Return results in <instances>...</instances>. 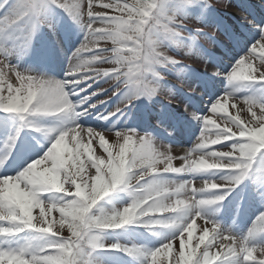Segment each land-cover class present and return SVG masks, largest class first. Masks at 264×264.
<instances>
[{"label": "snow or ice", "instance_id": "snow-or-ice-1", "mask_svg": "<svg viewBox=\"0 0 264 264\" xmlns=\"http://www.w3.org/2000/svg\"><path fill=\"white\" fill-rule=\"evenodd\" d=\"M195 5L212 6V3L177 0L175 8L178 11ZM94 7L93 0H87L86 11L85 0H0V11L8 9L0 16V112L14 114L23 126L36 131L41 129L34 128L35 118L56 117L60 121L58 127L42 129L50 140L45 153L18 165L15 175L8 174L6 165L11 164L17 137L5 141V152L0 158V169H4L0 174V264H97L93 253L98 251L123 252L139 264H165L159 259L162 253L171 257L168 264H264V245L252 243L258 235L264 236V212L248 233L239 237L223 231L202 211L206 206L222 203L250 176L258 159L264 162V102L236 94L251 84L264 85V24L247 21L253 24L260 38L226 77L229 84L239 87L218 97L210 106L209 111L223 126L207 114L193 113V119L202 124L198 143L179 157L183 164L175 167L172 148L158 150L151 137L134 130L102 132L79 124V118L88 111L83 103L98 95L97 92L77 104L71 97L85 91L79 87L81 84L91 87L89 81L112 84L113 94L130 90L133 95L127 103L140 96L151 98L159 94L154 81L162 77L157 69L180 63L166 54L163 42L182 36V21L176 11L169 13L168 0H132L131 3L109 0L99 5L116 15L95 12ZM52 8L65 11L84 32L83 42L69 58L63 81L19 70L12 63L15 48L7 46V41L13 39L10 33L18 31L23 24H31L22 39L16 37L17 46L26 48L35 28L46 22V14ZM108 41L111 49L99 47L101 42ZM11 76H15L16 85L9 79ZM236 99L248 106L252 117L249 122L241 121L238 114L227 113V104L222 101ZM77 108L81 111H76ZM82 133L87 134V143ZM105 133H114L116 143L110 147L117 151L106 146ZM133 137L137 139L134 141ZM97 138L106 158H93L91 154L92 142ZM214 145L228 150H217L211 147ZM259 171L264 173V166ZM209 173L221 175L209 179ZM176 177L188 178L176 180ZM198 177L204 185L199 190L193 186ZM120 189L132 198L130 205L110 214L97 207L98 202ZM37 208L39 216H34ZM53 212H59L58 221L49 219ZM164 212L170 215H156ZM161 218L168 222H162ZM197 219L211 228L205 227L193 246ZM134 221L149 230L163 227L169 232L159 247L147 252L138 246L102 240V232L122 229ZM65 227L69 233L66 237ZM21 234H30L32 240L16 243ZM177 239L179 252L172 256L173 242ZM224 241L230 243L225 245ZM217 244L220 252L213 253ZM201 245H204L202 251ZM257 252L261 259L254 258Z\"/></svg>", "mask_w": 264, "mask_h": 264}, {"label": "rangeland", "instance_id": "rangeland-1", "mask_svg": "<svg viewBox=\"0 0 264 264\" xmlns=\"http://www.w3.org/2000/svg\"><path fill=\"white\" fill-rule=\"evenodd\" d=\"M108 2L109 0H93L94 5H96L93 10L98 13L116 15L117 13L99 7L100 4ZM122 2L131 3L132 0H122ZM176 2L177 0H168V11L169 13L176 11L177 17L182 21L183 27L180 29V31L182 32V36L174 40H165L163 42V46L166 54L172 56L180 63L175 65H168L165 67H159L157 69V71L159 72V76L162 77V79L158 78L154 81V84L158 88L159 94L154 95L152 98H150V100L162 105V109L164 108L165 111H167L168 109L171 111L172 108L170 107H173L175 111L172 110V113H182L187 105H190L191 103V100H189L190 103L186 101L187 99L185 98L184 92L186 90H189L188 93L194 99L195 93L199 90V87L207 83V80H200L199 75H197L196 73H202L204 75L206 72V67L210 65V63H212V59H210V55L208 53L215 52V47H213V43L210 42V40H212L211 37H215L217 38V40L224 39L221 30L222 23H219L218 18H216L214 14H226L231 5L235 4L236 0H210V2L212 3V6L210 7L195 5L189 8L180 9L178 11L175 8ZM240 2L242 5L247 4L246 1L240 0ZM247 7H249L248 4ZM208 9L209 11H211L207 12ZM86 10L87 5H85V11ZM235 10L241 12V9L239 7H236ZM85 19L87 18L85 17ZM45 20L46 22L42 26L46 29V31H50L49 29H51V27L55 28L53 29L52 33L47 32V37L49 36L52 38L53 34H57V32L61 31V29H63L64 31L65 29L67 31H72V29H74V31H77V33L79 34L75 36L76 40H71L70 44H68L67 41L65 42V38L63 39V46L60 47L63 51L65 50V48L68 49L69 46H72L76 50L83 42L84 38L81 40V37H84V32L65 11L59 8H52L46 14ZM31 27V24H23L18 31L10 33L13 39L7 41V46L15 48V54L12 59V63L16 64L19 70L28 72L37 77H41L46 75V73L41 72L39 68L40 64H42L43 61L40 53L37 52L41 50V45H44L43 39L40 36H35L33 34L32 39L26 48L17 46L19 42L16 37L19 36L20 39H22L23 35L26 34ZM197 28L203 29V31L197 32ZM254 31H252V33H255ZM208 32L210 33V36L207 35ZM72 37H70V39ZM99 47L111 49L112 44L110 41L101 42ZM189 49L191 51H189ZM73 52L74 50H72L69 55L67 53L65 55L64 53V55H62L63 57H61L57 61L58 66H67L68 68L69 58L71 57ZM43 53L44 52H41L42 55ZM85 55L87 56L89 54L86 53ZM63 58L65 59L62 60ZM63 63L65 65H63ZM101 67L110 68L112 66L102 65ZM192 67L195 68L194 71H190V68ZM9 79L14 85H16L15 76H11ZM175 80L178 83H183V85H181L182 87L178 88L176 86ZM112 83L114 84L115 81H113ZM88 84H91V87H88L87 84H81L79 87L81 89H85V91L80 92L79 96L71 97V101L74 104H77L80 103L84 97L90 96L91 93H98V95L92 96L91 99L87 100L86 103H83V108L88 109V111L82 117L85 118L87 123L91 122L90 124H86L83 126L93 128L102 132H125L134 130L140 135L150 137L148 136L149 134L146 128H152V126L148 122H142L141 119L143 118L140 115H134L126 110L128 105L124 106L125 103H127L128 98L133 95V92L128 89H123L122 91L113 94L114 87H112V84L105 83L104 81H100L97 83H92L91 81H89ZM101 88H104L106 91L101 92ZM181 90L183 92H181ZM159 96L161 97L158 98ZM163 96L166 100V103H164L162 100L164 99ZM100 101L104 102L100 103ZM138 101L139 100H136L134 103H132V107ZM184 101H186V104H183ZM92 104H95L96 107H90V105ZM117 108H119L120 111H117ZM76 111H81V109L78 108L76 109ZM126 111H128L127 114ZM112 113L115 114L110 115ZM256 113L257 115H259L258 111H256ZM2 114L3 116L1 117V122L4 123L6 127H12L15 134L18 133V135H22L21 144L23 143L26 146L32 144L37 151L42 150L43 152L41 151L37 155V157H41L50 146L49 137L45 134L44 131H42V129H46V124L43 123L40 119L35 118L34 128L41 129L40 131H36L33 130V128L23 126V123L14 114ZM104 117H108V119H104ZM169 118V116H161L158 120H156L160 124V127L157 130L161 133V136L164 135L165 137H169L173 134L174 130L180 129L183 125L186 126L185 116L183 115L182 118L177 120L175 123L170 124L171 129L167 130V125L171 122V118ZM251 119L252 117L250 119H247L246 121L249 122ZM161 136L159 135L155 138L151 137L152 142L156 145L158 150L167 151V146L170 144L165 143L164 139H162ZM136 139L137 137H133L134 141ZM105 140L106 146L109 147L112 144L116 143V137L114 133H105ZM83 141L85 143L87 142L85 139ZM120 142L122 143V141ZM133 146L135 147L136 145L134 144ZM110 150L115 152L118 149H111L110 147ZM91 154L93 158H106V153H104L103 149H101V147L99 146L98 138L93 140L92 142ZM28 156L29 155H24L20 158L16 157L14 160H23L24 162H26L28 160ZM27 162L30 161L28 160ZM262 166H264V162L258 159L254 169L251 171L250 176L245 179V182L243 181L241 183V188L236 195L230 196V192V194L227 195L226 199L222 203L213 206H206L202 210L204 214L206 213L210 219L218 223L223 231L231 232L235 236L243 237L248 233L249 229L252 228L253 223L254 221H256L257 217L262 212H264V173L259 171ZM157 167L162 169L163 165H158ZM41 168H43V165L41 166ZM90 171L94 172V169H90ZM195 183H197L200 188L204 186L203 182L200 181V179H197ZM131 199L132 198L128 195L127 191L117 190L113 193H110L102 201L98 202L97 207L110 214L113 210H122L123 207L130 205ZM33 215L39 216L38 208L34 209ZM156 215L167 216L170 215V213H156ZM59 218V212H53L49 217L50 220L55 219L57 221L59 220ZM161 220L164 223L168 222L165 218H161ZM199 220L201 219H197L196 222ZM227 220H230V224L224 222ZM195 229L196 226L194 227L192 233L193 246L197 243L196 238L199 236L197 235ZM168 232L169 229L163 227H156L149 230L141 226L139 221H134L133 223L125 226L122 229L104 231L101 233V237L105 243H114L118 241L119 243L124 245L138 246L143 251L147 252L159 247ZM63 235L65 237L69 235L66 227L64 229ZM187 239L188 235L187 233H185L184 240L186 243ZM30 240H32L30 234H21V236L17 238L16 243L22 244ZM224 242L223 243L225 245L230 243V241ZM252 243L254 245H264V236L258 235L252 241ZM179 245V239L173 242L172 256H175L179 252ZM203 247L204 245H201L200 251H202ZM218 250L220 251L219 244H217L212 249V252L216 253ZM93 256L97 264H139V261L137 259L118 251H98L93 253ZM254 258L261 259L262 257L260 256L259 252H257L254 254ZM159 259L165 261V264H168L171 257L165 253H162Z\"/></svg>", "mask_w": 264, "mask_h": 264}, {"label": "bare ground", "instance_id": "bare-ground-1", "mask_svg": "<svg viewBox=\"0 0 264 264\" xmlns=\"http://www.w3.org/2000/svg\"><path fill=\"white\" fill-rule=\"evenodd\" d=\"M95 1V0H94ZM258 0H246L249 7H247V4H241L237 3L235 4L236 7H239L241 9V12L234 10V7L231 6V9H228L226 14H223V18L225 19V22L222 23V33L227 39H232L230 42V48L222 47L221 51L223 52V56H218L217 58H214L212 60V63L206 67V72L204 74L205 79L207 80V83L204 85H201L199 87V90L195 93V98L193 102L186 107L182 113H180L181 116H185V120L187 122L186 126H182L178 131H176L173 135V137L170 139L169 147L172 148L171 154L176 157V159L173 160V166L180 167L183 164V161L179 159V157L185 156L187 154L188 149H191L195 146L197 141V137L200 135L202 124L197 121L196 119H193V113L196 116H205L206 114L216 121L217 124L222 125V121L218 119L216 115H213L209 110L210 106L213 102L216 101V99L222 95H224L226 92L229 91H235L238 85L235 83L229 84L226 77L231 72L232 67L234 64L243 56H245L248 52V49L251 47L253 43L258 40L259 33L256 29L253 28V24L247 23V21H252L254 24H264V8H258L254 5L255 2ZM99 2V1H98ZM87 3V0H85V5ZM8 9L6 8L4 11H0V16H3L7 13ZM226 16V17H225ZM86 17V16H85ZM87 18V17H86ZM230 19V20H229ZM256 31L255 33H252V31ZM84 37H81V40ZM55 40H53L54 42ZM218 44V41H216ZM52 55L54 60H58L60 57H62V52L60 51V48L58 45H53L52 48ZM75 50V49H74ZM69 52V51H68ZM224 57V60L222 58ZM226 57V58H225ZM225 63V64H224ZM256 66L259 67V62H255ZM65 65V64H64ZM68 71L67 69L62 70H56L55 73L56 76H59L60 79H63L66 77V73ZM65 73V76L63 74ZM214 73H220L221 75H214ZM257 75L259 73L257 72ZM42 78L56 80L51 78L50 76H41ZM59 81V80H58ZM242 90V91H241ZM239 92L236 94L238 96H248L252 99H255L258 102H264V85L261 84H251L248 85L245 88H242ZM223 103L227 104V113L231 116H236L237 114L240 117V120L247 123V119L251 118V114L248 111V106L242 102L240 99L236 100H227L222 101ZM235 104L236 107H232V105ZM173 109V108H172ZM255 111L259 112V109H255ZM0 137L1 139H4V135L6 134L7 127L2 123V116L3 114L0 112ZM40 119L43 123L46 124V128H52V127H58L60 124V121L56 117H40ZM78 123H81L82 125L90 124L85 121V119L79 118L77 121ZM235 131V129H233ZM10 133V132H9ZM11 134V133H10ZM15 135V133H13ZM82 139L88 141V137L86 136V133H82ZM10 136V135H9ZM8 136V137H9ZM87 143V142H86ZM217 150H228V149H222L220 145H214L211 146ZM5 152L4 146L0 147V158H3ZM18 150L11 154L14 156ZM43 152V151H42ZM37 157V156H34ZM38 158V157H37ZM195 158V157H194ZM35 159V158H33ZM30 159L29 161L31 162ZM15 163L10 164V166H15ZM7 171L9 175H15L18 169V166L14 167V170H11L9 168V165H6ZM4 169H0V174H2ZM221 173H209L208 178H219ZM188 177H176L174 179L176 180H183L187 179ZM197 179H200L198 177ZM246 180H244L245 182ZM197 190L201 189L197 183L194 182L193 185ZM241 188V184L236 187L233 191H231L230 196H234L238 193L239 189ZM222 194V193H220ZM183 199H187L186 196L182 197ZM205 215H207L205 213ZM196 226V233L197 235H202L203 229L205 227L211 228L210 224H205V222L201 219L195 223ZM207 243V241H205ZM225 243V242H224ZM203 246V245H202ZM217 252H220L219 250ZM216 252V253H217Z\"/></svg>", "mask_w": 264, "mask_h": 264}]
</instances>
